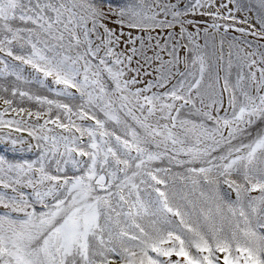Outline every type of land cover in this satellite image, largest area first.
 Returning <instances> with one entry per match:
<instances>
[{"label": "snow or ice", "instance_id": "1", "mask_svg": "<svg viewBox=\"0 0 264 264\" xmlns=\"http://www.w3.org/2000/svg\"><path fill=\"white\" fill-rule=\"evenodd\" d=\"M0 264H264V0H0Z\"/></svg>", "mask_w": 264, "mask_h": 264}]
</instances>
